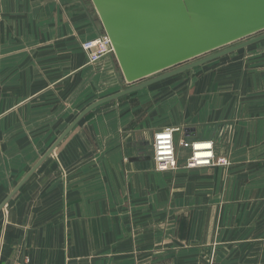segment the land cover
I'll use <instances>...</instances> for the list:
<instances>
[{
    "label": "crops",
    "instance_id": "crops-1",
    "mask_svg": "<svg viewBox=\"0 0 264 264\" xmlns=\"http://www.w3.org/2000/svg\"><path fill=\"white\" fill-rule=\"evenodd\" d=\"M75 4L0 0V205L92 104L77 101L96 77L69 16ZM111 60L109 87L127 85ZM169 83L156 104L152 93ZM144 91L132 108L125 97L91 112L6 205L0 264H167L123 242L126 223L153 222L157 208L180 247L154 255L205 247L208 264H264V41L134 94ZM167 127L180 129L178 168L158 172L152 144ZM181 141L213 142L230 166L187 168ZM173 178L184 198L173 200Z\"/></svg>",
    "mask_w": 264,
    "mask_h": 264
},
{
    "label": "water",
    "instance_id": "water-1",
    "mask_svg": "<svg viewBox=\"0 0 264 264\" xmlns=\"http://www.w3.org/2000/svg\"><path fill=\"white\" fill-rule=\"evenodd\" d=\"M91 2L112 43L121 76L131 87L86 107L11 191L0 213L97 108L264 41V0Z\"/></svg>",
    "mask_w": 264,
    "mask_h": 264
},
{
    "label": "rangeland",
    "instance_id": "rangeland-1",
    "mask_svg": "<svg viewBox=\"0 0 264 264\" xmlns=\"http://www.w3.org/2000/svg\"><path fill=\"white\" fill-rule=\"evenodd\" d=\"M75 3H76L75 4L76 12L73 13V15L71 14L69 16L74 17V21L76 24L78 23L80 24L77 25L78 43L80 41L82 44L84 40H91L93 38L104 35L105 34L104 28L101 24L99 16L91 0H75ZM63 20L64 18L62 16L61 21ZM93 74L96 77L94 80L95 88L91 90L87 89L86 91H84L83 89H78V100H77L78 105H84V104L88 105L104 96L112 95V93L120 92L121 90L131 87V85H125V86L120 85L118 87L116 86L117 88H110L109 87L110 85H108V79L112 80L111 78L113 77V80H117V77L116 75H114V73H112V70L111 72H108L100 68H95ZM170 84L171 83L161 85L158 91L155 92H153L152 90L150 91L153 92L152 94H156L155 96H157L156 104L164 102V99L166 97L165 90L168 88V86H170ZM182 84L184 83L177 84V88L174 90L176 93L181 91ZM145 92H149V91H144L143 93H140L141 95L135 96V94H138L135 93L134 95H131L129 97L126 96V99H121L120 103L121 104L123 102L128 103L129 105H131L132 108V104L134 103L135 99L138 98L137 96L139 97L143 96ZM147 106L148 105H145L144 106L145 109H142V111H140L142 115H146ZM159 119L162 121L161 118ZM158 122L159 120L157 121V123ZM17 152L18 150L16 146L12 145L9 147V154H13ZM168 184L172 189L173 200H175L176 198L185 197L186 191L183 190L181 185H177L174 178L170 179V182L168 181ZM193 193H196V191H193ZM205 193H210V191L205 190ZM162 211H163L162 208L156 209V212L158 213L156 220L153 222L126 223L125 229L126 232L128 231V237L123 240L126 247H129L130 250L140 249V248L143 249L144 247L146 249L152 248L157 252H159V250L169 248L170 246L172 248L180 247V243L173 236V233L176 231V224L175 222L171 223L161 220V216L159 214ZM148 232L150 233L152 232V234H146ZM152 249H150L151 255H149L150 251L144 252L143 258L144 257L147 259L149 257L151 259L156 258L158 263L164 262V260H166L167 264L169 263L180 264L181 262L183 263L187 262L188 264H208V262L211 259V254L209 252V249L205 247H200L199 249L189 251L188 253L183 252L182 255H179L180 253L175 254L176 252H173L174 254L167 252L166 255H158V256L153 254L154 251ZM225 256H228L227 253ZM217 261L221 263L223 261V258L220 256V258H217Z\"/></svg>",
    "mask_w": 264,
    "mask_h": 264
},
{
    "label": "built area",
    "instance_id": "built-area-1",
    "mask_svg": "<svg viewBox=\"0 0 264 264\" xmlns=\"http://www.w3.org/2000/svg\"><path fill=\"white\" fill-rule=\"evenodd\" d=\"M88 58V64L94 68H100L113 73L112 58L115 57L114 49L109 37L104 34L84 42L81 45ZM95 50V51H94ZM179 128L167 127L159 130L154 135L153 159L158 172H174L178 168L177 148L175 134ZM180 146L191 151L187 168H211L216 166L229 167L230 161L225 157H217L214 143L201 141L189 143L181 141Z\"/></svg>",
    "mask_w": 264,
    "mask_h": 264
}]
</instances>
